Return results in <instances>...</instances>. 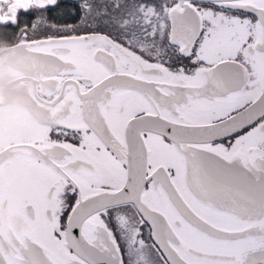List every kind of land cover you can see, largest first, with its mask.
<instances>
[{
	"label": "snow or ice",
	"instance_id": "1",
	"mask_svg": "<svg viewBox=\"0 0 264 264\" xmlns=\"http://www.w3.org/2000/svg\"><path fill=\"white\" fill-rule=\"evenodd\" d=\"M0 36L44 81L0 264H264V0H0Z\"/></svg>",
	"mask_w": 264,
	"mask_h": 264
},
{
	"label": "water",
	"instance_id": "2",
	"mask_svg": "<svg viewBox=\"0 0 264 264\" xmlns=\"http://www.w3.org/2000/svg\"><path fill=\"white\" fill-rule=\"evenodd\" d=\"M41 63L18 43L0 46V127L12 129L24 120L44 118L35 103L44 84Z\"/></svg>",
	"mask_w": 264,
	"mask_h": 264
},
{
	"label": "flooded vegetation",
	"instance_id": "3",
	"mask_svg": "<svg viewBox=\"0 0 264 264\" xmlns=\"http://www.w3.org/2000/svg\"><path fill=\"white\" fill-rule=\"evenodd\" d=\"M68 22H74L71 18L68 19ZM17 43L15 39H8L4 36L0 39V46H11L12 44Z\"/></svg>",
	"mask_w": 264,
	"mask_h": 264
},
{
	"label": "trees",
	"instance_id": "4",
	"mask_svg": "<svg viewBox=\"0 0 264 264\" xmlns=\"http://www.w3.org/2000/svg\"><path fill=\"white\" fill-rule=\"evenodd\" d=\"M2 38V36H0V39Z\"/></svg>",
	"mask_w": 264,
	"mask_h": 264
}]
</instances>
